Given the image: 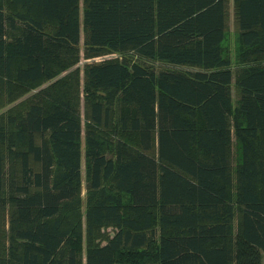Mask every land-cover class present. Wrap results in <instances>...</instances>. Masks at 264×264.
Returning a JSON list of instances; mask_svg holds the SVG:
<instances>
[{
  "label": "trees",
  "instance_id": "16d2710c",
  "mask_svg": "<svg viewBox=\"0 0 264 264\" xmlns=\"http://www.w3.org/2000/svg\"><path fill=\"white\" fill-rule=\"evenodd\" d=\"M232 1L235 68L227 0H0V264H262L264 0Z\"/></svg>",
  "mask_w": 264,
  "mask_h": 264
},
{
  "label": "rangeland",
  "instance_id": "374dc122",
  "mask_svg": "<svg viewBox=\"0 0 264 264\" xmlns=\"http://www.w3.org/2000/svg\"><path fill=\"white\" fill-rule=\"evenodd\" d=\"M82 43H83V34L81 35V41H80V47H81V60L78 63V66L80 68H83L84 64L90 63V62H99L111 57H118V55L116 53H109V54H105L102 55L100 57H95V58H90V59H84L83 58V52H82ZM222 53L223 55L228 58L231 62V66L232 68H235L236 66H238L240 63L237 60V52H238V43H237V27H236V23H235V14H234V6H233V1L232 0H227V7H226V30H225V36H224V40L222 42ZM154 68L156 70L159 69H169V68H182L185 69L186 67H180V66H174L172 64H168L166 62H162V61H158V62H153L152 63ZM232 102L233 105H235V101L237 98V91L235 88L234 83L232 82ZM27 96H22L19 99H17L13 104H10L9 106H16L17 104H19L21 101L25 100ZM3 110H5V108H3ZM81 116H82V120H85L84 118V106H82L81 108ZM81 145L82 147H84V139H81ZM83 179H85V171H83ZM82 192H84V188L82 190ZM5 219H7L8 217V213L6 211L5 215H4ZM105 232L107 233H111V229L110 228H105L103 229ZM262 264H264V254L262 255Z\"/></svg>",
  "mask_w": 264,
  "mask_h": 264
}]
</instances>
